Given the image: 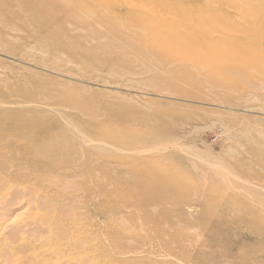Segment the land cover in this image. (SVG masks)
<instances>
[{"label":"rangeland","instance_id":"1","mask_svg":"<svg viewBox=\"0 0 264 264\" xmlns=\"http://www.w3.org/2000/svg\"><path fill=\"white\" fill-rule=\"evenodd\" d=\"M37 1L0 0V264H264V79L246 72L252 60L186 97L163 76L150 80L167 92L104 83L142 72L146 56L106 30L57 34ZM86 137L169 143L119 153ZM211 153L227 182L194 186ZM160 242L171 253H155Z\"/></svg>","mask_w":264,"mask_h":264},{"label":"bare ground","instance_id":"2","mask_svg":"<svg viewBox=\"0 0 264 264\" xmlns=\"http://www.w3.org/2000/svg\"><path fill=\"white\" fill-rule=\"evenodd\" d=\"M73 1L74 3L71 4L68 0H38L37 7L47 14L50 23L56 25L57 30L53 31L57 34L61 31V23L66 25L67 30L70 32L86 33L88 41H90L88 37L94 40L99 29L106 30L110 35H114V44L125 45L131 55L135 53L136 55L144 54L146 56L143 62H147L148 65L144 66L142 72L128 75L132 76L129 78L127 75H122L108 81H101L96 78V81L121 85L126 78V81L131 84L136 83L138 89L167 92L165 87L160 88L150 80L163 76L169 78V80H166L169 84L166 87L175 88L179 96L186 97L188 91L193 90L192 86L197 89L198 86L203 85V82L199 81L200 79L210 74H222L230 68L235 72H242L241 68L240 71L238 70V66L241 64L239 62L247 64L251 60L252 65L246 67V72L250 71L249 74H252L258 81L264 79V0ZM55 40L56 42L61 41L60 36L57 35ZM1 46L2 44H0V48ZM45 50V48L39 47L38 53L43 55ZM71 50H75L72 45ZM230 56L236 57L233 59L232 64L228 62L232 58ZM26 57L27 60L34 61V56L26 55ZM39 61L41 65L47 67L51 65L47 64L44 58ZM62 62L59 58L55 67L53 64L52 66L58 71V74L59 72L69 74L67 67H63L68 63ZM135 77H139V79H133ZM229 85L231 83L225 82L222 86H212V90L216 92V95L224 97L230 93L231 87ZM247 90L250 89H246L244 92ZM162 120L166 121L168 118L163 117ZM83 140L87 144L102 145L106 149L119 153H125L132 149L136 152H143L142 154L150 153L151 150L162 152V149L165 150V146L169 143L153 142L151 145H146L147 143L144 142L145 146L142 148L139 143L140 146L137 144L138 141H129L123 137H115L113 143H100L98 142L100 140H92L89 137L83 138ZM150 147L156 148L151 149ZM213 166L215 169H212ZM223 166L219 157L212 153L208 154L203 166L197 171V182L194 186L202 184L205 188H208L213 184H225L228 180V172ZM210 175H212V178L208 179ZM46 194L43 197L53 199L50 193ZM122 195L123 198L128 199L124 200L128 203L132 200L130 197L135 198V195L138 194L126 193ZM43 197L41 196V199ZM141 201L145 203V199L142 198ZM30 204L25 208H33L34 204ZM36 210L33 212L38 213ZM36 218L37 220L42 219L39 217V213ZM0 223L2 225L1 221ZM125 226H127L126 223ZM51 229L49 228V230ZM153 251L163 256V254L171 253L172 250H168L166 244L160 242V244L154 245ZM37 257L39 256L37 255ZM5 260L2 264H6ZM34 260V264H39L36 257Z\"/></svg>","mask_w":264,"mask_h":264}]
</instances>
